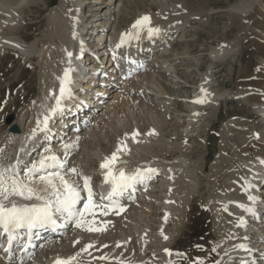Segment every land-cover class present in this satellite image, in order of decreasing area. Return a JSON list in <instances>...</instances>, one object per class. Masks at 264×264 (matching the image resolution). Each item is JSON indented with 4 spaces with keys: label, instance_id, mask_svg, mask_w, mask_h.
<instances>
[{
    "label": "bare ground",
    "instance_id": "bare-ground-1",
    "mask_svg": "<svg viewBox=\"0 0 264 264\" xmlns=\"http://www.w3.org/2000/svg\"><path fill=\"white\" fill-rule=\"evenodd\" d=\"M96 1L52 0L54 12L50 17V21L54 22V28L45 38L38 37L28 42L29 36L20 34L27 31L29 27L25 24L27 12H30L32 7L38 6L42 2L47 6L46 0H0V58L5 55L6 50L10 49L19 53L24 59L32 60L36 58L35 65L40 71L37 101L21 111L15 122L9 125L16 127H8L4 138H0V149H3V152L0 153V165L9 166L18 163L19 170L23 171L39 160L42 155L49 154L45 151L48 149L50 154L55 155L58 152V154L61 153V156L69 155L65 170L77 169L83 176L91 177L92 184L94 174L88 173L82 167L83 163L80 160L84 154L86 155L87 149L95 139L98 126L111 128L105 123L108 117L111 114L126 111L127 118L134 122V125L132 130H123V137L118 140V143L124 141L127 144L129 154H120L123 162L119 163L117 168H123L126 173H133L136 169L143 171L146 168H153L156 169V174L152 179L146 180L144 184L135 185L133 190L121 197L120 206L125 209L121 212L124 218L116 224L109 223L117 229L112 239L107 240L108 242L94 241L92 239L93 233L77 229L71 222H66L69 223L67 230L54 235H45L46 237L41 240L43 245L47 244L45 249L39 252L35 251L29 256H23L21 253L23 249L17 244H15L16 250L13 253H5L4 248L8 247V243L4 239L7 238L0 236V264H53L58 258L67 259L74 256L90 244L95 245L94 248L89 249L91 255L83 253L78 258V264H109V261L93 259V257L102 255L109 257L112 264H116L117 260L120 264H239L242 257L248 261V264H252L253 259L256 260L254 264H264L261 261L264 259V253L257 252L251 255V252L234 250L236 245L242 243L249 248V241L256 240L255 244L259 238L262 242L260 250H264V163H262L264 161V139L259 138L256 133L252 134L253 132L233 131L229 126V122L224 124L220 136L221 146L218 149L217 156L212 161L213 166H210V170L214 169L213 172L216 174L212 177L214 183L211 184L209 189L205 188L207 192L205 204L208 205L209 215L213 219L214 234L212 236L213 240L211 239L212 243H209L206 247V256L194 255L203 250L197 243L187 247L182 254L177 252V240L186 227L185 218L187 217V210H189V203L192 201L195 192L200 193L202 191L200 180L207 167H205L206 155L199 157L197 160H192L193 144L191 141L188 143L187 141L179 142L178 138L182 137L188 140L192 137H200L202 129L208 128L209 122L218 116L220 102L227 103L229 95L226 92L219 93L213 87L212 64L203 73L200 84L194 88L190 96L174 94L175 91L173 94L168 93L169 91L165 86L168 79L165 77L167 80L163 81V73H168L172 77L170 79L172 84L170 85L178 86L181 81H184V78L178 73L180 72L178 67H174L170 63V65L165 64L163 70L155 66L157 57L150 63L149 52L151 53L156 47H169L170 33L160 32L159 35L151 39L146 34H141L139 40L133 41L129 46L117 48L121 34L127 33L134 22L125 30L117 29L118 24L115 18L119 17L122 9L118 8L117 4V9L112 12L107 11L106 8L111 7L112 1H109L106 2V8L103 7L105 8L104 14L100 16L98 14L88 15L96 18L93 21L94 25L88 27L89 23L83 14L86 6ZM174 1L170 2L171 10L167 13L160 11L141 16L137 15L135 21L147 15L151 17L152 25H154L155 21L161 20L163 14L170 16L173 14V10H180V13L177 12L178 20L181 18L183 20L179 23V27L168 28L174 34L177 32L178 35H176L179 36L182 30L188 27L186 26L188 20L204 24L207 19H204L206 14L211 15L214 12L213 9L206 8L198 1ZM163 3L167 4L168 2ZM257 3L260 4L261 2L259 0H239L235 6L228 8L227 14L230 22H233L236 18L245 25L244 28L241 27V31L244 29L248 36L252 38L255 47L258 46L262 51V54L258 53V65L264 67V23L262 18L257 17L254 28L249 29L250 23L253 22L249 13L257 11ZM262 8L264 9V4ZM159 13H161V16ZM99 19L103 22H99ZM183 37L185 36L181 35L177 42H181ZM91 39L94 43L92 45L88 42ZM105 39L108 41L107 46H104ZM259 39H262V44L258 43ZM149 42L151 47H149ZM165 43L167 44L164 46ZM89 46H92V49L95 48L94 57L89 52L83 55V52ZM165 49L167 50V48ZM234 51V48L219 45L217 48L212 49L209 56L213 63H218L227 59L230 54H234ZM68 53L72 54L71 58H69ZM147 53L148 59L145 58ZM153 53H157V51ZM189 58L190 54L184 51L175 54L173 60L175 59V63L181 65ZM193 59L197 63L200 61L198 57L192 56L190 58L192 61ZM129 61H134V63H129ZM146 62H148L147 65ZM145 65L146 67H144ZM91 68L99 69V72L93 73ZM137 68H142V70L138 71ZM67 69H74L71 72L72 83L70 89L73 81L79 77L80 73H85L84 76L89 77L100 74L98 76L100 81L99 84L95 85L96 87L93 88L89 85L85 88V91L78 94V97H82L88 92L86 90L92 87L93 91L97 93L94 98L97 99L90 108L83 107L80 123L79 119L76 120L78 115L72 112L70 115L74 114V116L71 120H67L68 112H70L68 108L76 101L74 98L66 99L63 103V113L55 116L49 122L50 131L47 133L40 132L37 130V120H42L54 106V99L49 96V93L58 95L60 79ZM109 72L112 74L109 75ZM105 76L111 80L120 81V93L113 95V92L106 90L105 85L108 84V86L114 87L117 84L104 80ZM129 76L131 77L129 78ZM257 77L259 76L255 75L253 78H247L245 83L241 84L243 87L238 86L237 89L244 104L251 109L253 114L259 116L262 119L261 123L264 124V84L257 82L260 81ZM123 80L127 81L123 83ZM139 80L141 81L139 82ZM135 87H137L136 90H134ZM201 89L205 91L202 92ZM99 90H102V92ZM148 91L153 92L151 96H154L158 102H167L168 105L177 106L174 109V115L176 114V116L174 117L173 126L177 127L184 123L180 132L173 134L178 142L173 141L174 138L171 139V142L168 140L169 137H165L162 125L164 126L166 121L168 122L165 117L166 114H158L161 111L159 103L149 102V97L143 94ZM105 94L117 100L108 103L105 101L106 98H103ZM200 98H203L205 102L202 104L192 102ZM180 104L186 109L185 112L179 109ZM100 109L102 112L97 114ZM197 113L198 115H196ZM140 115L141 118L153 122L150 130L142 131L143 126L136 122L137 120L142 121V119H139ZM94 116H98L97 119L93 120ZM87 120L89 121L86 122ZM67 129H72L75 133L67 132ZM34 130H36L35 133ZM57 131L59 133L52 136V133ZM150 132L155 134L149 135ZM133 133H139L135 137L137 141L135 143L130 138ZM125 137H128V139H125ZM98 140L99 144L103 141L101 137ZM64 145H72L73 147L66 149ZM117 145L110 154H107L104 150L100 155L96 154L99 167L105 157H110L116 151ZM39 149L42 150L40 154L37 153ZM175 153H177V156L173 157L172 155L173 160L171 162L166 160L167 154ZM60 159L63 160L62 157ZM72 179L79 180V177H73ZM153 181H155V186L151 185ZM157 181L166 184L167 189L164 193L166 194L165 197L163 199L160 197V209L163 211V216L152 222L153 220L142 219L140 214L144 212L142 208L147 207L149 202L151 203L156 190L162 185ZM208 181H211L210 177H208ZM97 188V191H93L96 194L95 199L99 201L102 195L99 193L102 185H96ZM168 191L170 192L168 193ZM249 195L255 197V201H250L248 199ZM131 200L133 204L125 206L124 202L129 203ZM237 204L251 208L254 215L242 211L241 208L236 207ZM145 211L149 212V210ZM166 214L167 221L165 222ZM111 217V215L103 216L101 220L109 222ZM87 219L90 220L91 217ZM241 221H243L242 227L238 226ZM124 227L126 230L123 229ZM164 236H167L168 239L165 240ZM245 237L247 239H244ZM76 241H79V243H75ZM118 243L122 247H116ZM195 244L196 246H194ZM105 245L108 247H104ZM193 247L196 248L193 250ZM166 249L171 255L166 254Z\"/></svg>",
    "mask_w": 264,
    "mask_h": 264
},
{
    "label": "rangeland",
    "instance_id": "rangeland-1",
    "mask_svg": "<svg viewBox=\"0 0 264 264\" xmlns=\"http://www.w3.org/2000/svg\"><path fill=\"white\" fill-rule=\"evenodd\" d=\"M109 1H112L111 7L106 8L105 7L106 2L108 3ZM171 1L172 0H108V1L97 0L95 3H91L86 6L83 15L86 16V20L89 23L88 27H91L94 25L93 21H95L96 18H92L91 16L88 15L98 14L100 16L105 13L104 11L105 8L107 11L112 12L114 9H117L116 6L118 4L117 7L121 8L122 12L118 18H115V21L118 24L117 29L125 30L135 21L137 15L141 16L144 14L157 13L160 11L167 13L168 11L171 10L170 8ZM186 1L188 2V0ZM190 1L191 2L198 1L199 4L206 6V8L213 9L215 13L213 12V14L211 15L209 13L206 14V17L204 19L206 18L207 19H206V23L204 24H201L198 21L188 20V22L186 23V26L188 27L182 30L179 36H177L178 35L177 32L176 35L174 34V32L172 33L171 30L169 31L168 28L179 27L178 26L179 23L183 20V18L178 20L179 18L177 15L178 13H180V10L172 9L173 14L170 16L163 14L161 20L158 22L155 21L154 25L152 26L159 28L161 30L160 32L165 31L166 34L170 33V38L168 39V41H170L169 44L171 46L169 45V47H166L167 50L163 46L154 48L151 53L149 52V62L151 63V61H154L155 58L157 57V60H155V66L161 68V70H163L165 64L168 65L171 64L174 65V67L175 66L178 67L180 71L178 73L184 78V81H181L178 86L170 85L172 84L170 80L172 77H170L168 73L166 74L163 73L162 77H163V81L168 79L167 85H165L168 89L167 91H169L168 93L173 94V92L175 91L176 93L174 92V94H178V95L180 94L181 96H190L193 93L194 88L200 84L201 78L203 77V73H205V71L212 64L213 87L216 88V90L219 93L226 92L229 95L228 98L229 103L220 102L218 107L219 108L218 116L211 121L212 123L209 122L208 128L205 127V129L204 128L202 129L203 131H201L200 137H192L191 139L188 140H185L182 137L178 138L179 142L187 141L188 143L191 141V143L193 144L192 153H191L192 160L195 159L197 160L199 157L206 155L205 167L206 166L207 167L203 173V176H201V180H200L202 191L200 193L195 192L192 201L189 203L188 206L189 210H187V217L185 218L186 227L182 230V234L177 240L178 242L177 252L182 254L187 249V247L193 245V243H197L201 248H203V250L198 253H195L194 255L206 256L207 254L206 247L209 243H212L213 240L212 236L214 234L213 219L209 215L210 210L209 207H207L208 205L205 204L206 203L205 198L207 197V192L205 188L209 189L211 184L214 183V179L212 177L216 176V174L213 172L214 169L210 170V166H213L212 161L217 156L218 149L221 146L220 144L222 140L220 136H221L222 128L225 126L224 125L225 123L229 122L230 123L229 126H231V129L233 131H239L243 133L253 132L252 134L256 133L259 136V138L264 139V124L261 123L262 119L259 116L253 114L251 109L244 104V102L240 98L241 97L240 92L237 89L238 86L243 87V85L241 84H244L247 78H253L255 77V75L259 76L257 78L260 79V81L257 82L264 84V67H260L258 65V61H259L258 53L262 54V51L259 49L258 46L255 47V45L251 40L252 38L248 36V33L244 31V29L243 31H241V27L244 28L245 25L241 23L239 19L237 20L236 18H234L233 22L229 21L227 10L230 6H235L239 0H202V1L190 0ZM46 2H45L46 5L48 4L47 6H45V4L42 2L39 3L38 6L32 7L33 9L31 8L30 12H27L28 15H26L25 24L29 27L27 31H23V33L20 34L29 36L28 42L38 37L45 38L46 35L54 28V22L50 21V17H52L54 12V5L52 6V0H46ZM163 2H168V3L165 4ZM259 2L261 3L260 4L257 3V11L249 13V15L253 19V22L250 23V27H249L250 30L254 28V24L256 23L257 17L262 18V21L264 23V9L262 8V5L264 4V0H259ZM159 15L161 16V13H159ZM98 21L103 22V20L100 19ZM162 29H167V30L162 31ZM181 35H184L185 37L182 38L181 42H177V40ZM261 40L262 39H259L258 43L262 44ZM106 41L107 39H105L104 46L108 45L107 44L108 42ZM88 42L91 43V45L94 44L92 42V39L89 40ZM148 44L149 47H151L150 46L151 43L149 42ZM219 45H223L224 47H230L231 49L234 48L235 51L234 54H230L227 59H224L223 61L218 63H213L209 54L212 51V49L217 48ZM91 47L92 46H89V49H92ZM94 51L95 48L91 50V52L93 53V55L91 56L93 57L95 55ZM154 51H157V53H153ZM184 51L190 54V58H192V56L198 57L200 58V61L197 63L196 60L193 59L192 61L189 58L187 59L186 62H184V64L179 65L178 63H175V59L173 60L175 54ZM145 56H146L145 58L148 59V53L145 54ZM35 61H37L36 58H33L32 60L24 59L19 55V53L11 51L10 49L6 50L5 55L0 58V138L1 139L4 138V135L8 127H16L9 125L15 122L21 111H23L27 107L32 106V103L36 102L38 99V95H39L38 76L40 74V71L36 67ZM147 63L148 62H146L145 64L147 65ZM146 65L144 67H146ZM198 69L200 71H197ZM108 74L110 75L112 73L109 72ZM130 77L131 76H129V78ZM104 80L117 84V86L114 85L113 88H109L111 86L110 85L108 86V84L105 85L106 86L105 88H107L106 90L108 92L111 93L113 92V95L116 93H120V89H119V86L121 85L120 81L111 80L108 77H105ZM126 81L127 80H124L123 83ZM140 81L141 80H139V82ZM92 87L94 88L96 86L94 85ZM136 88L137 87H135L134 90H136ZM99 91L102 92V90ZM143 94L149 97V102L159 103L158 105L160 106L161 111H159L158 114H163V115L166 114L165 117L168 120V122L166 121L164 126L162 125V130L165 134V137L167 138L169 137L168 140L172 142L171 139L175 137L173 136V134L175 132L176 133L180 132L182 126L184 125V123L183 124L179 123L181 127L180 125H178L177 127L173 126L174 117L176 116V114L174 115V109L175 107L177 108V106L168 105L167 102H166L167 105L165 102L162 101L158 102L154 96H151L153 94V92L151 91H148ZM108 97H106L105 99V101L108 103L117 100L114 98H110L111 96L109 98ZM179 109L183 110L184 112L186 111V109L183 108L182 104H180ZM100 112H102L101 109L97 112V114H99ZM97 114L95 113V115ZM97 117L98 116H94L93 120L97 119ZM139 119H142V121L137 120L136 122H139V124L143 126L142 131H147L151 129V126L153 124L151 120L148 121V119L146 118L143 117L141 118V115ZM105 123H107V125L111 128L108 129L105 127L106 128L105 129L104 126L99 125L96 131L95 139L92 141L89 148L87 149L86 155L84 154L83 155L84 158L82 157V159L80 157L81 159L80 161H82L83 163L82 167L85 168L88 173L91 172L90 174H94L92 187L93 190L96 191L98 190V188L96 189V185L100 183V177L98 174L100 167H99V162L97 160V155H100L103 152V150L104 152L106 151L107 154L112 153L115 150V146L118 144L119 138L123 137V130H127V131L132 130L134 125V122H132L129 118H127L126 111L118 112L116 114H111V116L108 117ZM68 131L71 130L67 129V132ZM58 133L59 131L52 133V136ZM74 133L75 131L72 132V134ZM99 137L103 139L101 144H99V140H98ZM173 141H177V138H174ZM99 148H101L102 150ZM39 151L40 150H38V152ZM172 155L173 157H176L177 153L167 154L166 160L171 162L173 160ZM208 177L211 178V181H208ZM157 182L161 183L162 185L158 190L155 189L156 192L154 194V198L151 201V203L149 202L150 205L148 204L147 207L146 206L143 207L144 206L143 205L142 210L144 212L140 214L141 216L139 215L142 219L153 220L152 222L157 221L159 218L163 216V211L162 209H160V202H161L160 197H162V199L165 197L166 194L164 193L166 192L167 189L166 184L160 181ZM151 185L155 186V181H153ZM169 192L170 191H168V193ZM132 204L133 203L126 202V206ZM145 210H149V212L147 211L149 214ZM148 215L150 216V218ZM111 216L112 217L109 219V223L113 222L114 224H116L117 222H121V220L124 218V215L122 213H120L119 215L113 214ZM96 219L98 223L95 226L98 225L97 227H99L100 224L105 222L101 220L100 216H97ZM109 223L107 224V230L105 232L93 233L92 239L94 241L96 240L106 243L109 241L108 240L109 238L110 240L112 239V236L117 228L111 226V224ZM125 227L123 228L124 230H126L127 228ZM195 238L197 240H194ZM194 246H196V244ZM195 248L196 247H193V250ZM212 254L214 255V253Z\"/></svg>",
    "mask_w": 264,
    "mask_h": 264
},
{
    "label": "snow or ice",
    "instance_id": "snow-or-ice-1",
    "mask_svg": "<svg viewBox=\"0 0 264 264\" xmlns=\"http://www.w3.org/2000/svg\"><path fill=\"white\" fill-rule=\"evenodd\" d=\"M160 31L159 28L152 26L151 17L142 16L132 24L127 33L121 34L117 48L129 46L133 41L139 40L141 34H146L151 39L159 35ZM71 55L68 53L69 58ZM129 63H134V61H129ZM72 71L74 69L65 70L64 76L60 79L58 95L49 93V96L54 99V106L42 120H37V130L40 132L47 133L50 131L49 122L55 116L63 113L64 101L71 98ZM201 91L204 92L205 90L201 89ZM192 102L202 104L205 101L200 98ZM35 132L36 130H34ZM148 134L154 135L155 133L150 132ZM137 135L139 133H133L131 137L134 143L137 142L135 139ZM64 147L69 149L73 146L64 145ZM45 151L49 154L42 155L39 160L23 171L19 170L18 163L9 166L0 165V236L7 238L8 247L4 248L5 253L10 254L14 244L27 251L31 247L30 241L34 233L41 229L54 231L58 227L66 226V222H71L77 229L88 233L106 231L109 222H104L97 227L95 226L98 223L97 216L119 215L125 211L119 204V198L133 190L135 185L144 184L146 180L152 179L156 174V169L153 168H146L143 171L136 169L133 173H126L123 168H117V165L123 162L120 154H129L127 144L121 141L118 143L116 151L110 157H105L100 164V169L104 173V184L109 187V191L107 195H101L97 201L92 188L91 177L83 176L75 168L65 170L64 163L59 157L50 154L48 149ZM2 152L3 149H0V153ZM73 177H79V180H73ZM248 199L255 201V197L250 195ZM236 207L254 215L251 208L240 204H237ZM229 214L231 215V213ZM88 217L91 219H87ZM58 220H63L65 223H57ZM166 221L167 214L165 215ZM238 226L242 227L243 221ZM163 238L168 239L167 236ZM75 243H79V241ZM94 247L95 245H86L81 252L70 258H58L55 264H78V258L83 253L91 255L89 249ZM104 247L108 246L105 245ZM116 247L119 248L122 245L118 243ZM234 250L251 252L243 243L236 245ZM165 252L167 255H171L167 249ZM93 259L109 261V264H112L107 256L102 255L93 257ZM116 264H120V262L117 260ZM239 264H248V261L242 257Z\"/></svg>",
    "mask_w": 264,
    "mask_h": 264
}]
</instances>
